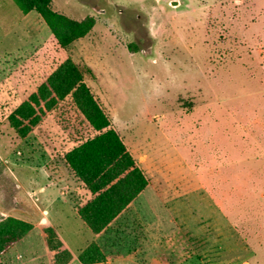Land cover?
Listing matches in <instances>:
<instances>
[{"label":"rangeland","instance_id":"374dc122","mask_svg":"<svg viewBox=\"0 0 264 264\" xmlns=\"http://www.w3.org/2000/svg\"><path fill=\"white\" fill-rule=\"evenodd\" d=\"M52 8L93 17L92 32L65 52L36 14L0 0V223L30 225L25 241L39 254L53 230L70 264L95 238L77 214L94 196L64 160L95 135L71 96L23 138L7 119L70 57L148 180L96 240L100 255L264 264V28L251 26L264 0H52ZM12 245L0 264H16Z\"/></svg>","mask_w":264,"mask_h":264},{"label":"trees","instance_id":"16d2710c","mask_svg":"<svg viewBox=\"0 0 264 264\" xmlns=\"http://www.w3.org/2000/svg\"><path fill=\"white\" fill-rule=\"evenodd\" d=\"M21 14L33 12L48 29L63 51L74 42L88 36L95 25L93 17L73 20L54 11L52 0H11ZM71 96L72 101L95 135L66 153L64 160L87 191L94 197L78 209L77 214L93 235H106L130 205L148 186V180L126 150L111 119L84 81L78 66L67 57L42 83L35 93L20 103L7 117L9 125L20 137H25L36 126L44 111ZM31 226L9 219L0 223V255L10 245L27 235ZM47 249L53 252V264H70L72 254L63 247L58 235L45 231ZM97 242L81 250L80 264H99L105 261ZM165 258L151 264H166Z\"/></svg>","mask_w":264,"mask_h":264},{"label":"crops","instance_id":"0c3cea01","mask_svg":"<svg viewBox=\"0 0 264 264\" xmlns=\"http://www.w3.org/2000/svg\"><path fill=\"white\" fill-rule=\"evenodd\" d=\"M33 12L31 13H28L24 16H29L30 14H32ZM260 13H263V15L261 16ZM34 14V13H33ZM256 15V19L254 22H252L251 26L252 28L257 26L258 24H260L258 27H263L264 28V9H260L259 11H257V13H254ZM87 37V36H86ZM84 39V38H83ZM82 40V39H80ZM78 40V41H80ZM77 42V41H76ZM74 42V44L76 43ZM73 44V45H74ZM72 45V46H73ZM41 222H44V224H47V222H45V219L42 218ZM247 229H246V233H248V239L250 240L251 238V234H255L254 231H251V229L249 228V224L247 225ZM251 232V233H250ZM250 233V234H249ZM57 234V233H56ZM58 235V234H57ZM29 236V234H27L25 237H23L19 242L13 244L9 249H8V253H11L12 250H15V254L11 253L12 256L14 257L15 255V258H14V262L16 264H43V262H45V264H53V252H50L48 249H47V246H46V242H44L45 246L43 247V249L41 250V254L37 253L35 251V249L33 250L32 249V245L31 244H27L26 243V238ZM95 238L93 240V242H96V240L100 237L99 235H93ZM42 237V235H41ZM59 237V236H58ZM61 240V239H60ZM62 242V240H61ZM92 242V243H93ZM63 244V247L66 248L68 250V248L65 246V244L62 242ZM90 245V244H89ZM249 245V244H248ZM248 249L246 250V253H247ZM248 254V253H247ZM246 254V255H247ZM249 254H253V258H254V253L253 252H249ZM19 257H21V259H18ZM134 256L133 255H129V254H126L125 257H117V258H105V261L103 263H99V264H123V263H126V262H132L131 259L133 258ZM251 257V258H252ZM252 258V259H253ZM44 259V261H43ZM153 260H158L157 258L155 257H151L149 258V262L148 264H151V262ZM167 263L166 264H170L172 263L169 259V257H167L166 259ZM170 261V263H169ZM136 262V261H135ZM137 263H140V261H138ZM77 264H80L77 260ZM243 264H252L249 262V256H247L245 262ZM253 264H258L255 259L253 260Z\"/></svg>","mask_w":264,"mask_h":264},{"label":"water","instance_id":"95a60500","mask_svg":"<svg viewBox=\"0 0 264 264\" xmlns=\"http://www.w3.org/2000/svg\"><path fill=\"white\" fill-rule=\"evenodd\" d=\"M172 5H175V2H172Z\"/></svg>","mask_w":264,"mask_h":264}]
</instances>
